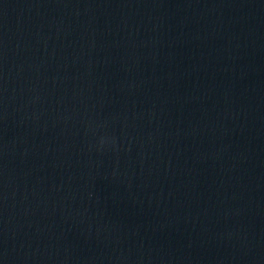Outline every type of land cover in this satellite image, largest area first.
<instances>
[{
	"label": "water",
	"instance_id": "obj_1",
	"mask_svg": "<svg viewBox=\"0 0 264 264\" xmlns=\"http://www.w3.org/2000/svg\"><path fill=\"white\" fill-rule=\"evenodd\" d=\"M0 127L188 264H264V0H0Z\"/></svg>",
	"mask_w": 264,
	"mask_h": 264
}]
</instances>
